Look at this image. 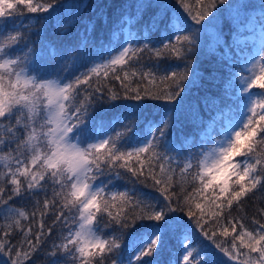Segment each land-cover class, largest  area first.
I'll return each instance as SVG.
<instances>
[{
    "label": "snow or ice",
    "instance_id": "obj_1",
    "mask_svg": "<svg viewBox=\"0 0 264 264\" xmlns=\"http://www.w3.org/2000/svg\"><path fill=\"white\" fill-rule=\"evenodd\" d=\"M58 4L0 0V264H162L170 245L168 264H264V207L246 212L264 202V0H133L106 43L90 23L56 48ZM225 14L259 43L234 29L205 75ZM218 79L216 115L178 142L191 89Z\"/></svg>",
    "mask_w": 264,
    "mask_h": 264
},
{
    "label": "trees",
    "instance_id": "obj_2",
    "mask_svg": "<svg viewBox=\"0 0 264 264\" xmlns=\"http://www.w3.org/2000/svg\"><path fill=\"white\" fill-rule=\"evenodd\" d=\"M133 0H59L57 5V12L53 14V19L46 22L45 26L40 32V37L43 38L44 43L51 44L56 48L63 45H70L76 43L80 39V34L84 33L85 28L91 23L94 28L88 37L90 40L97 43L107 42L110 38L114 24L122 15L123 8L132 3ZM194 4L195 0H191ZM240 3L257 4L258 0H239ZM62 5V6H61ZM103 12L106 16L100 13ZM253 21L260 16L259 11L251 12ZM39 27V26H37ZM118 27V25H117ZM253 27L255 28V35H253ZM239 29L242 35L239 37L240 41H246L251 47L253 43H259V24L254 23L247 27L237 25L235 21L228 17L227 14L221 18L217 28H209L205 37V53L200 54L196 61L200 67L199 71L204 72L205 75L215 66L217 60L222 56L223 52L227 51L224 47V42L232 43L236 36L234 29ZM135 31V29H133ZM125 33L117 32L112 37L113 42L119 39H124ZM219 36V43L217 37ZM37 39V37H33ZM247 50V49H246ZM234 52H238L234 49ZM167 63H179L178 61L169 60ZM222 76H227V70L221 73ZM202 87H193L186 98L184 109L182 110L177 127L173 129L172 136L178 142L182 137H191V135L198 131L200 127H207L213 116L216 115L211 104L205 106L206 95L218 96L223 92V81L218 79L214 84L208 80L200 81ZM264 207V202L258 197L255 201H251L246 206V212L249 217L258 209ZM176 242L173 241V244ZM176 255V248L172 245L165 250L159 259L162 264H168L171 260L174 262ZM47 257L41 256L38 264H46Z\"/></svg>",
    "mask_w": 264,
    "mask_h": 264
},
{
    "label": "rangeland",
    "instance_id": "obj_3",
    "mask_svg": "<svg viewBox=\"0 0 264 264\" xmlns=\"http://www.w3.org/2000/svg\"><path fill=\"white\" fill-rule=\"evenodd\" d=\"M127 37V32H125L124 38Z\"/></svg>",
    "mask_w": 264,
    "mask_h": 264
}]
</instances>
